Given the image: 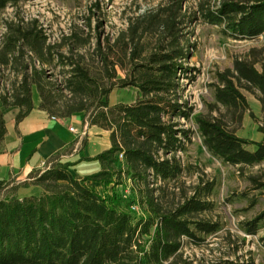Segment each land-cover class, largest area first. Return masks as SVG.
<instances>
[{"label": "trees", "instance_id": "trees-1", "mask_svg": "<svg viewBox=\"0 0 264 264\" xmlns=\"http://www.w3.org/2000/svg\"><path fill=\"white\" fill-rule=\"evenodd\" d=\"M24 1L0 0V14ZM183 3L159 4L131 19L116 38L94 27L92 18L86 25H72L55 41L38 19L17 15L5 21L0 155L8 133L4 109L18 108L16 120L23 121L35 108V90L41 109L51 117L84 113L90 126L110 132L111 147L81 158L102 166L83 179L74 173L77 163L61 160L67 150L53 155L44 169H34L23 184L0 178V264H194L186 257L185 240L202 246L220 230L219 223L207 218L214 209L206 198L210 188L197 185L190 194L179 157L186 152L184 140L192 136L174 123L190 117L179 102L178 73L189 69L180 61L187 59L191 46L185 50L181 34L191 18ZM200 13L235 38L264 33V0L224 1L217 11L203 5ZM258 62L236 61L235 72L218 93L240 123L247 104L240 91L245 82L264 95V71L256 68ZM131 86L142 93L139 100L111 105L116 88ZM198 123L208 149L226 163H264V125L259 127L262 140L255 141L218 119L199 117ZM127 182L136 194L132 200L119 189ZM253 182L257 190L264 188L262 179ZM28 184L40 186L42 193L20 197L19 189ZM134 205L139 213L132 210ZM263 220L264 212L248 223L247 232L256 235Z\"/></svg>", "mask_w": 264, "mask_h": 264}, {"label": "rangeland", "instance_id": "rangeland-1", "mask_svg": "<svg viewBox=\"0 0 264 264\" xmlns=\"http://www.w3.org/2000/svg\"><path fill=\"white\" fill-rule=\"evenodd\" d=\"M167 1L169 0H27L21 2L18 9L8 6L1 12L0 45L5 33V21L16 18L17 15L26 20L38 19L47 29L52 41L69 31L76 23L86 25L89 18H92L94 27L100 26L105 36L116 38L128 28L131 19ZM224 1L232 0H184L183 3L184 11L191 18L181 34H185V50L187 45L191 46L187 59L180 61L189 69L178 73L182 94L179 102L190 113V117L174 120L179 129L192 133L190 140H184L186 152L179 153L186 168L183 181L189 187L190 194L197 185L210 188L206 198L212 201L214 209L207 218L221 225L220 230L208 236L202 246L185 240L184 250L186 257L193 260L194 264H225L227 261L233 264H264V220L256 235L247 232L248 223L264 212V188L257 190L253 182V178H260L264 182V163L253 166H233L226 163L208 149L198 123L199 117L218 119L235 129L243 138L255 141L263 138L259 127L264 125V95L259 88L247 82L246 86L240 88L247 100L241 123L232 110L218 100L225 78H231V72H235L236 61H259L256 68L264 71V33L256 38H235L226 34L224 27L208 22L200 13L203 5L217 11ZM193 15L196 17L193 18ZM94 34L98 35L97 30ZM96 44L97 39L94 40V46ZM119 77L124 78L125 73L120 71ZM36 93L35 97H38ZM141 97L142 93L136 87L116 88L111 93L110 103L132 104ZM98 139L102 140L103 137ZM29 175L20 173L15 180L23 184L29 179ZM95 185L99 192L104 193L100 184ZM119 189L128 197L127 200L136 197L131 182ZM41 193L40 186L30 184L18 191L20 197ZM9 194L8 190L4 196ZM133 211L139 213V209Z\"/></svg>", "mask_w": 264, "mask_h": 264}, {"label": "crops", "instance_id": "crops-1", "mask_svg": "<svg viewBox=\"0 0 264 264\" xmlns=\"http://www.w3.org/2000/svg\"><path fill=\"white\" fill-rule=\"evenodd\" d=\"M36 94L34 110L19 123L16 120L18 108L4 109L8 133L0 155V178L11 180L20 173L30 174L64 150L67 152L61 160L77 163L73 169L79 179L99 172L102 169L99 161L80 160L108 150L111 147L110 132L90 126L84 113L54 119L41 109V99L38 92ZM73 128L79 133L73 132ZM81 132L87 135L81 136ZM101 136L103 139H98Z\"/></svg>", "mask_w": 264, "mask_h": 264}, {"label": "built area", "instance_id": "built-area-1", "mask_svg": "<svg viewBox=\"0 0 264 264\" xmlns=\"http://www.w3.org/2000/svg\"><path fill=\"white\" fill-rule=\"evenodd\" d=\"M54 119H57V118L54 117ZM73 132L79 133V132L76 131L74 128H73ZM80 134H81V136H86V135H87L86 132H81ZM120 158L123 159V155H122V154L120 155ZM126 192L128 193L129 191H126ZM126 197H127V196H126ZM132 209H133V210H136V209H138V206H137V205H134V206H132Z\"/></svg>", "mask_w": 264, "mask_h": 264}]
</instances>
